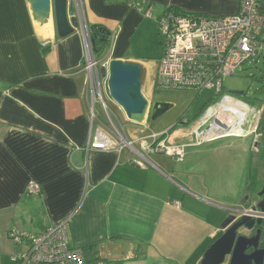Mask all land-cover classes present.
Returning a JSON list of instances; mask_svg holds the SVG:
<instances>
[{"label":"crops","instance_id":"obj_1","mask_svg":"<svg viewBox=\"0 0 264 264\" xmlns=\"http://www.w3.org/2000/svg\"><path fill=\"white\" fill-rule=\"evenodd\" d=\"M229 1L79 3L85 30L100 23L113 31L106 58L135 61L127 54V34L153 3L216 16L236 11V1ZM83 54L79 22L60 37L52 16L44 23L33 19L27 0H0V264H17L13 254L24 248L9 231L42 233L67 216L71 247L97 244L94 256L85 251L90 261L199 264L231 210L253 201L237 194L228 175L221 176L224 170L209 175L200 168L195 157L201 151L187 149L195 141L180 144L181 160L157 150L159 140L178 144L153 139L150 134L167 129L152 131L148 120L123 117L131 125L123 135L136 151L124 144L118 150L84 149L92 129L105 120L99 112L91 124ZM209 162L210 169L224 163L219 157ZM32 180L40 190L27 193ZM210 180L221 182L222 191L210 187Z\"/></svg>","mask_w":264,"mask_h":264},{"label":"built area","instance_id":"obj_2","mask_svg":"<svg viewBox=\"0 0 264 264\" xmlns=\"http://www.w3.org/2000/svg\"><path fill=\"white\" fill-rule=\"evenodd\" d=\"M235 1L237 8L232 14L215 16L172 8L155 17L164 42L154 77V89L185 90L195 93L210 89L215 96L221 98L219 102L209 106L191 125L189 133L195 136V142L198 144L235 135L237 126L243 123L249 109L224 95L223 78L225 75L233 74L243 62L258 57L264 47V37H260V31L264 27L262 8L264 0ZM72 6L75 9L73 17L83 30L82 69L87 93L91 95L89 104L91 124L97 120L94 109L96 100L99 101L108 119L104 126L92 129L84 149L118 150L124 144L135 150L132 142L116 129L110 112L114 118L115 114L109 110L103 97V90L107 91V78L100 70L107 67L109 59L95 58L88 31L82 25L83 14L79 0H72ZM145 14L153 16L151 7L147 8ZM151 103L152 101L150 105ZM261 113L256 123L249 129V135L253 134L254 138L263 135L258 127ZM210 116L212 121L201 130L200 125ZM180 122L188 123V120L181 119ZM116 134L120 137L119 140ZM159 135L150 134L153 139H158ZM159 141L157 150L172 155L177 160L182 159L184 152L182 145L171 146L166 145L164 140ZM254 145L256 148V143ZM136 162L141 164L140 161ZM39 190L40 186L35 181L29 182L27 193ZM69 221L70 216H67L38 234L9 231L7 233L9 238L16 244L24 246L13 254V260L17 264H102L99 260H87L81 248L69 245Z\"/></svg>","mask_w":264,"mask_h":264},{"label":"rangeland","instance_id":"obj_3","mask_svg":"<svg viewBox=\"0 0 264 264\" xmlns=\"http://www.w3.org/2000/svg\"><path fill=\"white\" fill-rule=\"evenodd\" d=\"M229 2L234 1L230 0ZM151 7L153 16H147L145 14L147 9H145L138 24L129 30L127 34L129 40L127 54L142 66L141 89L143 94L147 95V98L151 96L153 101L164 100L170 102L172 107L155 120L148 118V124L152 131L167 129V131L160 133L159 139L168 138V144H196L194 142L195 136L190 135L189 129L194 121L202 115L200 112L205 106L204 104L213 99L215 95L210 89H203L199 93L166 89H154L152 91L158 58H160L162 53L164 42V37L158 31L155 17L161 15L164 8L155 3ZM260 37H264V27L260 31ZM111 46L109 44L105 50L106 53L109 48L111 49ZM263 57V54H261L256 58L243 62L233 74L225 75L223 78L224 95H228L232 101L249 108L243 123L237 126L236 134L187 147V149L201 151L196 155L195 159L203 171L205 169L208 170L207 174L213 175L217 174L216 170H224L221 176L225 177L228 175L229 183L237 186V194H242L247 198L245 201L248 203L257 199L259 192L264 186V128L261 130L263 135L260 138H254L253 134L249 135L250 127L256 123L259 114L264 108V78L260 73L263 68ZM234 91H241L242 93L236 94ZM102 93L109 110L115 114L116 118L110 112L113 124L120 134L124 136L123 133L126 134L131 125L125 122L123 112L109 98L107 91L103 90ZM88 98L91 101L90 94ZM215 99L216 103L221 100V98L217 97ZM98 102V100L94 102L96 115L101 112L104 120L108 121ZM184 118L188 120V123L178 122ZM211 121L212 117L210 116L204 124L200 125V129L206 128ZM169 129L170 131L168 132ZM118 138L120 137L117 135ZM255 143L256 148H254ZM218 157L222 158L224 163L219 167L210 169L208 166V164L211 165L209 160L216 164ZM222 182L227 181L224 180ZM220 183L210 180L208 185L220 192L222 191ZM261 241L264 242V220L262 222Z\"/></svg>","mask_w":264,"mask_h":264},{"label":"water","instance_id":"obj_4","mask_svg":"<svg viewBox=\"0 0 264 264\" xmlns=\"http://www.w3.org/2000/svg\"><path fill=\"white\" fill-rule=\"evenodd\" d=\"M27 1L34 20L44 23L52 16L60 37L73 32L77 21L75 17L68 15L72 6L69 5V0ZM100 71L103 76L106 75L109 98L121 109L127 120L134 123H142L148 118L155 120L172 107L170 102L153 101L151 97L147 98L143 94L142 66L138 62L112 58L108 60L107 67H102ZM263 194L264 186L258 196ZM256 208L260 215L252 216L242 212L236 216L230 213L221 224L223 232L203 252L199 264H222L226 255L229 256L227 264H263L264 242L261 241V236L264 197L251 209ZM242 228L251 230V233L241 232Z\"/></svg>","mask_w":264,"mask_h":264},{"label":"trees","instance_id":"obj_5","mask_svg":"<svg viewBox=\"0 0 264 264\" xmlns=\"http://www.w3.org/2000/svg\"><path fill=\"white\" fill-rule=\"evenodd\" d=\"M172 8H175V7L172 6V5H169V6H166L164 8V10H168V9H172ZM262 8H263V11H264V1H263V4H262ZM175 9H178V8H175ZM179 10H181V9H179ZM69 11L70 12L74 11L73 6H71L69 8ZM182 11H184V10H182ZM87 31H88V35H89V38H90L92 52H93V55L95 56V58L101 59V58L106 57L105 56L106 55V51L105 50L107 49V47L109 46V44L111 43V41L113 39V31H111L107 26H105L103 24H100V23L99 24L97 23V24L88 25ZM261 54H263V56H264V48H262L259 56ZM82 63H83V61H82ZM260 73H261V75L264 78V57H263V68L260 70ZM263 111L264 110H262V113H261V116H260V120H259V123H258V127L261 130L264 128V126H263V123H264V112ZM180 121L181 120H179L178 122H180ZM170 129L168 130V132L170 131ZM90 245H92L90 248H88V246H85V247H82L81 250H82L84 255H85V251H86L87 253L89 252L91 255L94 256L95 253H93L92 248L94 246H96L97 244H90ZM93 258H95V257H93Z\"/></svg>","mask_w":264,"mask_h":264},{"label":"flooded vegetation","instance_id":"obj_6","mask_svg":"<svg viewBox=\"0 0 264 264\" xmlns=\"http://www.w3.org/2000/svg\"><path fill=\"white\" fill-rule=\"evenodd\" d=\"M215 97H217V98L220 99V96H215ZM215 97L213 96V99H211L209 102H207V103L205 104V106L203 107V109H202L201 112H200L201 114H202V112H203L204 110H206L209 106H211V104L213 105L214 103H216V102H215V101H216ZM152 100H153V99H152ZM201 114H200V115H201ZM263 197H264V194L261 195V196H258L257 199H255L250 205H245V204H244L243 207H236V208L232 209V210H231V211H232L231 213L235 214L236 216L241 215L242 212H243V213H249V214L252 215V216L260 215V213H258L259 210H258L257 208H256L255 210H252L251 208L255 207V206H256V203H257L259 200H261ZM244 229H245V230H244ZM241 231H243V233H245V234H249V233H251V230L246 229V228H242ZM246 231H247V232H246ZM252 233H253V231H252ZM249 250H250V249H249ZM228 257H229L228 255L225 256L224 262H223L222 264H227Z\"/></svg>","mask_w":264,"mask_h":264}]
</instances>
